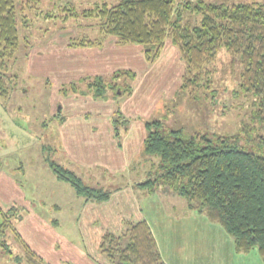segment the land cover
I'll return each instance as SVG.
<instances>
[{
    "label": "rangeland",
    "instance_id": "obj_1",
    "mask_svg": "<svg viewBox=\"0 0 264 264\" xmlns=\"http://www.w3.org/2000/svg\"><path fill=\"white\" fill-rule=\"evenodd\" d=\"M96 1L19 0L28 5L20 17L29 21L19 20L20 49L4 75L12 89L8 98L0 97V205L12 211L17 232L47 263L110 264L97 250L99 237L120 233L128 221L142 218L168 264H264L257 248L239 252L220 223L189 209L171 188L150 191L139 185L157 162L141 154L147 122L161 120L165 131L184 128L210 135H236L251 122L253 96L241 90L239 58L220 50L208 65L209 85L197 88L193 98L181 90L187 70L179 49L168 42L149 63L142 45L102 37L99 19L82 14ZM49 11L53 15L47 17ZM184 18L195 25L202 14L186 10ZM100 37V46L70 45L72 39ZM118 69L136 72L135 80L126 76L132 92L117 95L108 89L107 100L94 98L88 81L98 74L111 81ZM115 126L129 128L121 145L113 135ZM241 145L264 154L245 141ZM47 158L75 170L89 185L114 191L112 198L86 202L58 179ZM128 197L138 211L127 206ZM3 238L13 255L23 254L15 230ZM13 255L0 244V264H18Z\"/></svg>",
    "mask_w": 264,
    "mask_h": 264
},
{
    "label": "trees",
    "instance_id": "obj_2",
    "mask_svg": "<svg viewBox=\"0 0 264 264\" xmlns=\"http://www.w3.org/2000/svg\"><path fill=\"white\" fill-rule=\"evenodd\" d=\"M94 5L82 14L99 19L102 37L113 36L120 45H142L149 63L159 58L168 42L179 49L187 70L181 90L188 91L193 98L197 97V88L209 85L208 65L220 50L239 58L241 90L253 96L251 122L236 135H210L184 128L165 131L161 120L147 122L141 154L156 157L157 162L150 177L139 185L150 191L171 188L186 200L189 209L220 223L234 238L239 252L257 248L264 262V154L241 145L245 141L264 152V2L119 0L112 4L99 0ZM27 6L19 0H0V97L4 99L12 89L4 75L20 49L19 20L29 21L20 13ZM186 10L201 13L200 23L194 25L186 20ZM73 13L69 15H79ZM46 14L53 15L50 11ZM102 37L72 39L70 45L100 46ZM126 76L134 79L136 72L118 69L111 81L98 74L88 81V87L96 99L107 100L108 89L126 95L132 92ZM120 79L124 84L118 82ZM114 129L120 139L121 128ZM45 160L58 179L68 182L86 202L106 203L112 198L114 191L89 185L75 170L53 159ZM11 212L0 205V236L15 230L24 252L13 255L5 238L0 239L3 251L13 255L18 264H50L17 232ZM97 250L110 264H167L146 219L128 221L120 233L105 232L99 238Z\"/></svg>",
    "mask_w": 264,
    "mask_h": 264
},
{
    "label": "crops",
    "instance_id": "obj_3",
    "mask_svg": "<svg viewBox=\"0 0 264 264\" xmlns=\"http://www.w3.org/2000/svg\"><path fill=\"white\" fill-rule=\"evenodd\" d=\"M128 126H125V127H122V130H121V132H122V135H121V138L119 139L117 136H116V131H115V129H114V127H112V131H113V135H114V138L116 139V141L118 142V144L119 145H121V143H120V141H122L123 139H124V136L126 135V133H127V130L129 129V128H127ZM145 129H146V127H145ZM68 131V130H67ZM73 131V129H70V133ZM77 132V130L76 131H74L71 135H74L75 133ZM124 133V134H123ZM67 134H69L68 132H67ZM146 134H147V130H146ZM70 135V137H72ZM68 136V135H67ZM75 136V135H74ZM145 137H146V135H145ZM130 148V147H129ZM79 156H80V154H78ZM131 155V154H130ZM134 156L132 157V159H135L136 157H137V154H133ZM127 158V157H126ZM131 159V158H130ZM87 162H85L84 164H86ZM89 164V163H88ZM130 205V207H131V209L132 210H134V211H138V209H137V207L135 206V204H134V201L133 200H129V197H128V201H127V206H129ZM140 218H138V220H139ZM142 219V218H141ZM126 226H127V223H126V225L123 227L124 229L126 228ZM151 226V225H150ZM122 228V229H123ZM123 229V230H124ZM122 232V231H121ZM100 236V235H99ZM99 236H97V237H99ZM101 237V236H100ZM99 237V238H100ZM159 246V245H158ZM160 249V248H159ZM161 251V250H160ZM162 253V252H161ZM163 256V255H162ZM163 258H165L164 256H163ZM165 261H167V259L165 258L164 259ZM167 264L169 263L168 261L166 262Z\"/></svg>",
    "mask_w": 264,
    "mask_h": 264
}]
</instances>
